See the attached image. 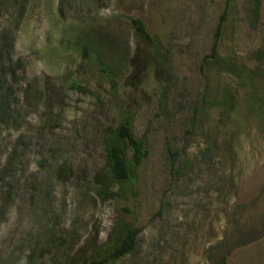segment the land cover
Instances as JSON below:
<instances>
[{
	"label": "rangeland",
	"instance_id": "374dc122",
	"mask_svg": "<svg viewBox=\"0 0 264 264\" xmlns=\"http://www.w3.org/2000/svg\"><path fill=\"white\" fill-rule=\"evenodd\" d=\"M0 61V264H88L126 227L103 264H264V0H0ZM122 123L148 151L125 193Z\"/></svg>",
	"mask_w": 264,
	"mask_h": 264
},
{
	"label": "trees",
	"instance_id": "16d2710c",
	"mask_svg": "<svg viewBox=\"0 0 264 264\" xmlns=\"http://www.w3.org/2000/svg\"><path fill=\"white\" fill-rule=\"evenodd\" d=\"M223 20L224 14L220 16L212 37L210 48V57L212 58L217 57V48ZM131 24L139 37L148 42H152L150 35L145 29L144 23L140 19L132 18ZM1 62L2 61H0V64ZM3 71L0 70V75H2L1 72ZM121 141H124L130 147V158H127L126 150ZM147 153L148 151L144 141L135 136L131 126L128 123L120 124L116 131V141L111 142L107 147V158L111 176L116 182L120 183L122 192H127L128 188L134 184V172L141 165ZM137 234L138 230L135 227L124 228L117 237L112 248L103 256L92 259L88 264H103L111 259L124 256L134 248ZM258 237H260V235L247 238L242 244L248 243Z\"/></svg>",
	"mask_w": 264,
	"mask_h": 264
}]
</instances>
